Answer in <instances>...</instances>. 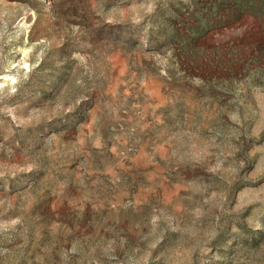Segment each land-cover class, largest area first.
<instances>
[{
  "label": "rangeland",
  "instance_id": "1",
  "mask_svg": "<svg viewBox=\"0 0 264 264\" xmlns=\"http://www.w3.org/2000/svg\"><path fill=\"white\" fill-rule=\"evenodd\" d=\"M0 264H264V0H0Z\"/></svg>",
  "mask_w": 264,
  "mask_h": 264
}]
</instances>
